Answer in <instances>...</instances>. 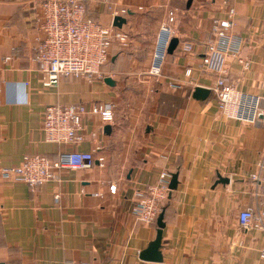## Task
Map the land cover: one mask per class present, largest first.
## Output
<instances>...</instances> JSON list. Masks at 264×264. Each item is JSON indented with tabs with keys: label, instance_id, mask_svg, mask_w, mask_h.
Returning <instances> with one entry per match:
<instances>
[{
	"label": "crops",
	"instance_id": "obj_1",
	"mask_svg": "<svg viewBox=\"0 0 264 264\" xmlns=\"http://www.w3.org/2000/svg\"><path fill=\"white\" fill-rule=\"evenodd\" d=\"M42 1L0 0V263L156 264L140 255L156 239L157 221L138 223L132 209L136 194L167 172L178 188L163 209L162 264H264V232L239 224L241 211L262 207L251 176L264 166V0H86L87 16L103 26L126 19L113 27L129 43L114 44L103 81L70 78L49 89L34 62ZM231 11V34L243 43L225 80L259 98L254 124L223 114L211 89L216 76L202 66L217 41L213 21ZM171 12L180 43L162 62L157 41ZM197 88L209 95L195 98ZM58 104L113 105L114 120L86 116L83 143L58 146L42 128L45 109ZM63 151L93 153L95 164L62 170L34 191L1 176L27 154L55 160Z\"/></svg>",
	"mask_w": 264,
	"mask_h": 264
},
{
	"label": "built area",
	"instance_id": "obj_2",
	"mask_svg": "<svg viewBox=\"0 0 264 264\" xmlns=\"http://www.w3.org/2000/svg\"><path fill=\"white\" fill-rule=\"evenodd\" d=\"M108 2L109 0H96ZM86 0H43L41 17L38 27L37 54L34 62L42 76L45 88H55L64 79L77 78L88 82L103 81L105 75L103 66L110 60L111 50L116 42L127 46L129 37L113 26L106 27L86 16ZM121 15L126 10H121ZM235 12L231 11L226 19H216L212 23V32L217 41L208 43L202 57V66L216 76L212 89L223 114L231 120L254 124L262 115L258 112L259 98L236 89L228 84L225 76L228 74V58L237 56L242 46V39L231 34L235 25ZM174 13L169 14L168 22L161 31L169 33L166 44L167 53L170 41L173 39L172 24ZM160 36V34H159ZM159 43V37L157 45ZM193 46L185 43L183 51L191 53ZM156 59V54H155ZM161 62V64H162ZM244 68H251L250 60H243ZM160 64V66H161ZM160 66L154 70L159 73ZM191 70L186 72L187 76ZM115 106L94 104L86 105H52L44 112L43 131L46 141L63 146L72 144L80 146L84 141L82 121L86 116H100L103 122H113ZM93 153L80 151L60 152L55 160L40 154H27L17 166L1 169L5 181L25 184L34 191L38 186L52 182L58 178L62 170L91 168L95 164ZM103 159L99 162L103 163ZM251 178L262 188V207L260 210L244 209L239 214V224L244 230H260L264 232V166ZM172 176L162 172L157 185L149 186L144 192H138L133 205L132 214L141 224L155 223L162 212V203L168 198ZM112 194L116 186H111ZM58 202L59 196L55 197ZM264 260V249L261 254Z\"/></svg>",
	"mask_w": 264,
	"mask_h": 264
},
{
	"label": "water",
	"instance_id": "obj_3",
	"mask_svg": "<svg viewBox=\"0 0 264 264\" xmlns=\"http://www.w3.org/2000/svg\"><path fill=\"white\" fill-rule=\"evenodd\" d=\"M126 23H127V20L125 18L116 17L114 19L113 26L121 29L123 27V25ZM179 43H180V41L178 38H173L170 41V44H169L168 49H167V53L172 55L175 52V50L178 48ZM105 82L107 84L114 85V81L111 78H107L105 80ZM208 95H209V91L201 89V88H197L195 90V93H194V97L197 99L206 97ZM219 181L220 182H226L228 180H224L223 178L220 177ZM177 188H178V176L174 175V176H172V180L170 183V189H171V191H175V190H177ZM164 215H165V213L163 211V212H161V214L159 215V217L157 219L158 231H157L156 239L150 244V246L148 247L147 250H145L144 252L141 253L140 259L142 261L150 262V263H156V264H162L164 261L163 254L161 251L163 230L165 228ZM0 264H3V263H0Z\"/></svg>",
	"mask_w": 264,
	"mask_h": 264
},
{
	"label": "bare ground",
	"instance_id": "obj_4",
	"mask_svg": "<svg viewBox=\"0 0 264 264\" xmlns=\"http://www.w3.org/2000/svg\"><path fill=\"white\" fill-rule=\"evenodd\" d=\"M159 38H160V40H159V43L157 45L158 59L162 60L163 55L165 54V51H166V44H167V41L169 39V33L164 30V31L160 32ZM156 56H157V52H156ZM156 62H157V58L155 59V68L157 69L160 65H157Z\"/></svg>",
	"mask_w": 264,
	"mask_h": 264
},
{
	"label": "trees",
	"instance_id": "obj_5",
	"mask_svg": "<svg viewBox=\"0 0 264 264\" xmlns=\"http://www.w3.org/2000/svg\"><path fill=\"white\" fill-rule=\"evenodd\" d=\"M86 16H87V14H86ZM87 17H88V16H87ZM88 18H89V17H88ZM90 19H91V18H90ZM108 62H109V61H108ZM108 62H107V63H108ZM107 63H106V64H107ZM106 64H105V65H106ZM167 201H168V198L162 203V211H163V209H165V205H166Z\"/></svg>",
	"mask_w": 264,
	"mask_h": 264
},
{
	"label": "rangeland",
	"instance_id": "obj_6",
	"mask_svg": "<svg viewBox=\"0 0 264 264\" xmlns=\"http://www.w3.org/2000/svg\"><path fill=\"white\" fill-rule=\"evenodd\" d=\"M159 40H160V38H159Z\"/></svg>",
	"mask_w": 264,
	"mask_h": 264
}]
</instances>
